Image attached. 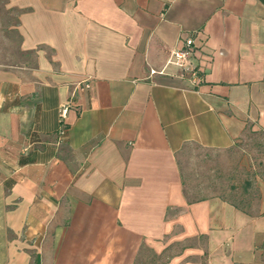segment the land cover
I'll list each match as a JSON object with an SVG mask.
<instances>
[{"label":"crops","instance_id":"1","mask_svg":"<svg viewBox=\"0 0 264 264\" xmlns=\"http://www.w3.org/2000/svg\"><path fill=\"white\" fill-rule=\"evenodd\" d=\"M256 129L261 0H0V264L257 263L264 188L191 201L180 162Z\"/></svg>","mask_w":264,"mask_h":264},{"label":"rangeland","instance_id":"2","mask_svg":"<svg viewBox=\"0 0 264 264\" xmlns=\"http://www.w3.org/2000/svg\"><path fill=\"white\" fill-rule=\"evenodd\" d=\"M180 162L184 191L189 200L219 195L237 206L245 205L248 199L258 201L259 188H264V130L246 132L233 147L223 152L190 149L184 152ZM257 249L260 257L255 264H264V240ZM179 250L180 246L174 245L156 256L144 249L142 261L137 264H163ZM27 264H38L37 249L30 252Z\"/></svg>","mask_w":264,"mask_h":264},{"label":"built area","instance_id":"3","mask_svg":"<svg viewBox=\"0 0 264 264\" xmlns=\"http://www.w3.org/2000/svg\"><path fill=\"white\" fill-rule=\"evenodd\" d=\"M195 51L194 40L191 37L185 38L183 40V48L182 50L175 53L176 64L183 68V70L189 75L196 78V74L194 73V68L190 63V59L193 57ZM86 87H88L86 85ZM66 114V108L60 112V118L63 119ZM63 134V132H61Z\"/></svg>","mask_w":264,"mask_h":264},{"label":"trees","instance_id":"4","mask_svg":"<svg viewBox=\"0 0 264 264\" xmlns=\"http://www.w3.org/2000/svg\"><path fill=\"white\" fill-rule=\"evenodd\" d=\"M264 3V0H261Z\"/></svg>","mask_w":264,"mask_h":264}]
</instances>
